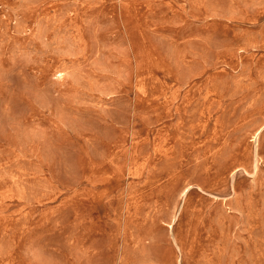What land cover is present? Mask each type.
Returning <instances> with one entry per match:
<instances>
[{"label": "rangeland", "instance_id": "1", "mask_svg": "<svg viewBox=\"0 0 264 264\" xmlns=\"http://www.w3.org/2000/svg\"><path fill=\"white\" fill-rule=\"evenodd\" d=\"M0 264H264V0H0Z\"/></svg>", "mask_w": 264, "mask_h": 264}]
</instances>
